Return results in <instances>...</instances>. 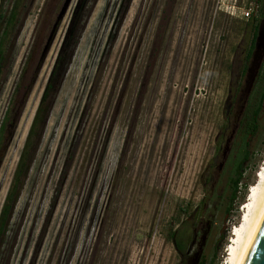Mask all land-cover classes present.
I'll return each instance as SVG.
<instances>
[{"label": "rangeland", "instance_id": "1", "mask_svg": "<svg viewBox=\"0 0 264 264\" xmlns=\"http://www.w3.org/2000/svg\"><path fill=\"white\" fill-rule=\"evenodd\" d=\"M253 2L0 0L6 16L17 7L0 66V127L11 115L0 153V216L44 87L72 30L0 232V264L225 260L264 160L263 107L260 131L248 137L251 154L236 198L229 201L237 123L264 60L261 38L239 75L251 27L242 11ZM171 230L179 231L178 244Z\"/></svg>", "mask_w": 264, "mask_h": 264}, {"label": "trees", "instance_id": "2", "mask_svg": "<svg viewBox=\"0 0 264 264\" xmlns=\"http://www.w3.org/2000/svg\"><path fill=\"white\" fill-rule=\"evenodd\" d=\"M259 6L258 14L256 16H251V27L248 35L247 40V46L245 47L244 55L242 58V64L240 67V73L239 75L242 76L244 73H246L248 69V63L252 56L254 47H255V41L259 26V18H261L264 15V0H254ZM16 6L10 11L9 15L6 16L3 12H0V25L3 24L2 27V33L0 32V66L2 64V61L5 58V42L8 37V28L7 26H11L15 22V16H16ZM260 16V17H259ZM1 28V27H0ZM72 30H69V33L67 34V37L63 41L59 53L56 57V60L54 62L53 68L51 70V73L49 75L48 81L46 82V85L44 87L43 93L41 95V99L39 101V104L36 108L34 117L32 119L20 158L19 162L16 166L15 172L13 174L11 183L9 185V188L7 190L3 207L1 209V216H0V232H3V228L5 223L7 222L8 216L10 215L12 208L14 207L15 201L17 199V196L19 194L20 188L22 186L23 178L25 177L26 170L28 167L27 164V154L28 149L33 146V142L35 139V135L37 132H40L38 130L39 125L42 123L43 116L45 115L46 110L48 109L46 106V98L49 96V94L54 92V85H55V78L57 75V72L62 68L64 65L65 57L64 52L67 48L68 44L70 42V34ZM26 65V64H25ZM25 68H27L25 66ZM0 73H1V67H0ZM22 80V79H21ZM20 84V81L18 82ZM263 107H264V60L261 64V67L257 71V75L254 80V85L252 89L248 92L246 101H245V107L243 110V113L238 121V134L240 137L239 144L236 148L235 153H238V148L240 147V156L238 159L236 157L234 158V155L231 159L230 163V174L228 178V188L230 189V196L229 201L236 198V192L237 187L242 179V174L244 172V164L249 160L250 157V151L247 149L248 145V137L258 135L260 128H259V119L264 115L263 114ZM263 114V115H262ZM10 110L7 112V115L4 116L3 123L0 127V153L2 151L3 141L5 139V126L7 122H9ZM234 162V163H233ZM179 231L176 232V230H171L169 233L170 238H174L175 243L178 244L180 237L178 238ZM206 259L202 260L201 264H205ZM211 259L209 260V262Z\"/></svg>", "mask_w": 264, "mask_h": 264}, {"label": "bare ground", "instance_id": "3", "mask_svg": "<svg viewBox=\"0 0 264 264\" xmlns=\"http://www.w3.org/2000/svg\"><path fill=\"white\" fill-rule=\"evenodd\" d=\"M241 217L228 242L227 254L221 264H237L264 203V160L256 171L254 183L249 185L243 202Z\"/></svg>", "mask_w": 264, "mask_h": 264}, {"label": "water", "instance_id": "4", "mask_svg": "<svg viewBox=\"0 0 264 264\" xmlns=\"http://www.w3.org/2000/svg\"><path fill=\"white\" fill-rule=\"evenodd\" d=\"M262 24L263 25L260 24L258 26L255 47L257 46L258 39L262 38L264 43V22ZM229 99L230 95H228L226 99V111L230 104ZM208 168L209 165L206 166L201 174L202 183L204 182L203 179ZM194 212L195 210L191 215H193ZM237 264H264V203Z\"/></svg>", "mask_w": 264, "mask_h": 264}, {"label": "built area", "instance_id": "5", "mask_svg": "<svg viewBox=\"0 0 264 264\" xmlns=\"http://www.w3.org/2000/svg\"><path fill=\"white\" fill-rule=\"evenodd\" d=\"M259 6L256 2H253L242 11V17L248 18L250 16H256L258 14Z\"/></svg>", "mask_w": 264, "mask_h": 264}, {"label": "flooded vegetation", "instance_id": "6", "mask_svg": "<svg viewBox=\"0 0 264 264\" xmlns=\"http://www.w3.org/2000/svg\"><path fill=\"white\" fill-rule=\"evenodd\" d=\"M253 85H254V82H253ZM253 87V86H252ZM252 89V88H251ZM236 87L234 88V91L233 92H230L231 94H230V103H231V107L229 108V110H227L226 111V114L228 113V111H230L231 110V108H232V106H233V104H234V99H235V94H236ZM230 91H231V89H230ZM249 92V91H248ZM248 94V93H247ZM247 97V96H246ZM239 121V120H238ZM238 124V123H237ZM238 127V126H237ZM238 129V128H237ZM209 168H210V166H209Z\"/></svg>", "mask_w": 264, "mask_h": 264}]
</instances>
